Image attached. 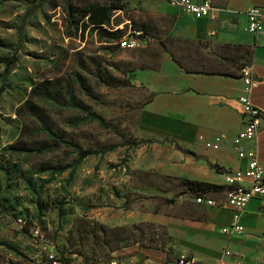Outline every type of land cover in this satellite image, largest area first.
<instances>
[{"label":"rangeland","instance_id":"obj_1","mask_svg":"<svg viewBox=\"0 0 264 264\" xmlns=\"http://www.w3.org/2000/svg\"><path fill=\"white\" fill-rule=\"evenodd\" d=\"M90 2L121 5L112 23L124 27L121 38L137 34L148 40L145 46L126 50L119 40L100 42L95 29L73 35L65 7ZM165 28L146 0H0V264H45L50 251L62 264L163 256V227L118 224L128 212L173 214L181 206L173 204L181 181L161 178L164 194L147 191L157 178L130 168L143 146L134 142L154 141L136 127L150 98L138 74L158 69L164 50L156 39ZM163 40L180 54L183 44ZM218 49L201 50L212 59ZM10 58L15 61L3 74V60ZM248 60L245 49L235 64ZM232 68L222 63L224 71ZM109 145L116 147L106 151ZM116 228H122L118 242L108 233Z\"/></svg>","mask_w":264,"mask_h":264},{"label":"crops","instance_id":"obj_2","mask_svg":"<svg viewBox=\"0 0 264 264\" xmlns=\"http://www.w3.org/2000/svg\"><path fill=\"white\" fill-rule=\"evenodd\" d=\"M146 1L150 14L166 22L163 38L204 42L214 48L225 46L234 64L238 52L248 49L249 60L243 68L247 67L250 77L257 82L248 97L264 112V28L256 34L246 32L243 15L250 6H264V0H210L219 9L214 18H195L170 7L166 0ZM222 63L233 67L235 76L184 73L164 52L158 69L138 74V82L150 98L139 110L136 127L141 137L154 141L143 144L140 160L132 162L131 170L140 169L142 174L156 177L145 189L160 194H164L157 187L163 183L161 178L208 183L222 186L223 190L207 192L215 203L211 207L194 204L191 192L182 186L173 201L174 205H181L179 212L166 214L150 208L139 215L126 213L125 220L118 225L144 222L163 227L166 249L158 258L133 254L122 258L123 264H128L129 258L172 264L179 256H190L206 264H264V197L247 202L239 220L242 234L225 233L231 213L221 205L227 187L224 178L227 173L242 170L246 161L236 156L230 140L242 127L236 100L243 92L242 67ZM262 125L255 151L264 168V122ZM217 136L224 138L214 144L215 148L205 147Z\"/></svg>","mask_w":264,"mask_h":264},{"label":"built area","instance_id":"obj_3","mask_svg":"<svg viewBox=\"0 0 264 264\" xmlns=\"http://www.w3.org/2000/svg\"><path fill=\"white\" fill-rule=\"evenodd\" d=\"M170 7L178 8L188 14H191L195 18H214L219 9L212 6L210 0H202L196 2L194 0H166ZM245 17V30L250 34H256L264 28V6H250L243 12ZM148 40L140 37L137 34L135 36L126 35L123 36L118 46L121 49L134 50L141 49L145 46ZM240 78L243 84V92L236 100L240 106V118L242 122L241 129L230 138L233 149L236 156L246 161L245 167L242 170H238L233 173H227L225 175L226 189L224 191V199L222 206L228 209L231 213V222L225 230L228 235H240L243 232V228L239 222L240 216L243 213L247 202L251 198L264 197V168L258 162L256 158V138L260 130L263 128L262 122H264V112L255 107L248 95L251 89L256 85V81L253 80L247 67H244L240 71ZM224 137L217 136L212 142H207L205 147L215 148L216 143L221 141ZM245 144H250L249 148L245 147ZM246 182V185L243 183ZM194 203L197 205H203L205 207L214 206L215 203L206 194L197 195L194 197ZM18 223H24V221L18 219ZM32 235L37 234V230L31 231ZM140 260L129 258L128 264H152L147 259L139 258ZM124 261L120 256H112L111 259L95 264H123ZM45 264H61L58 260L55 252H47L45 254ZM78 264H91L78 260ZM172 264H206L199 262L190 256H179Z\"/></svg>","mask_w":264,"mask_h":264},{"label":"trees","instance_id":"obj_4","mask_svg":"<svg viewBox=\"0 0 264 264\" xmlns=\"http://www.w3.org/2000/svg\"><path fill=\"white\" fill-rule=\"evenodd\" d=\"M121 10H122V6L113 2L109 4H99V3L90 2L78 7L67 5L64 9V14L68 26L73 30L72 31L73 35L76 36L78 32L83 33L87 29H95L99 34L98 39L102 40L100 42H117L118 40H120L123 34L124 27L120 29L117 28L118 24L112 23V15L116 11H121ZM21 39H22L21 28H18V40ZM163 39H165L166 41L178 42L180 43V45L183 44L180 47L181 48L180 54H176L172 50H170L165 45ZM163 39H156V41L163 48L164 52L167 53L170 60L182 72L188 74L235 76V72L229 73L222 69V61L225 62L227 61L231 63V65L238 67L228 56L229 51L227 47L225 46L218 47L219 48L218 50H220L221 53L219 55L211 53L212 59H210L205 57L202 54V50H201V49H206L207 53H210L208 51L209 47L207 43L193 42L188 40H178L169 37ZM13 61H15V58L3 60V62L6 65L3 74H7L9 67L11 66V64H13ZM241 67L243 68V66ZM88 115L91 120L93 119L97 122H100V119L94 114H88ZM150 142L151 140H136L134 144L138 145V144H144ZM121 145L128 146V143L122 142ZM114 147L116 146L109 145L105 150L109 151L114 149ZM178 150H180L183 153L193 155L189 151L181 150L179 148ZM88 153L89 152H80V157H85ZM212 167L218 169L216 166H212ZM181 182L183 183L185 188L191 192L193 198L197 195L207 194V192H216L223 190L222 186L208 184V183H202V182H196L190 180H182ZM171 201L172 200H169V202ZM100 228L103 229L102 227ZM121 231L122 228H116V229L108 230V233L111 235L112 240H114V242H118L122 240V238L118 236L119 232ZM102 232H104V229L102 230ZM57 258L62 264L63 261L61 260V258L58 256ZM101 262H105V261L85 262V263L95 264Z\"/></svg>","mask_w":264,"mask_h":264}]
</instances>
